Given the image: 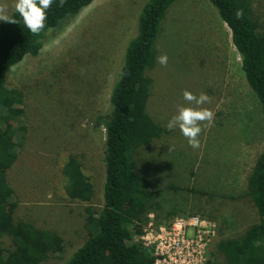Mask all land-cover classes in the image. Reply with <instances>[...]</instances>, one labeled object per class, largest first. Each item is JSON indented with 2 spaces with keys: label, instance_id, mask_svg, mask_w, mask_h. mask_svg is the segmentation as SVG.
<instances>
[{
  "label": "rangeland",
  "instance_id": "374dc122",
  "mask_svg": "<svg viewBox=\"0 0 264 264\" xmlns=\"http://www.w3.org/2000/svg\"><path fill=\"white\" fill-rule=\"evenodd\" d=\"M251 1L264 36V0ZM147 2L95 1L68 19L62 31L51 33L38 57H26L8 75V85L19 91L24 106L23 141L17 137L21 149L7 172L16 190L9 210L15 218L63 237L65 255L47 264L63 263L82 245L87 210L102 207L106 131L94 124L109 111L113 82ZM0 3L8 5V14L15 12V0ZM157 49V58L166 54L168 63L165 67L156 61L151 72L148 110L153 119L167 128L177 106L186 105L184 90L197 96L206 93L211 102L203 107L214 119L210 126L201 125L198 149L173 130L143 154L139 170L155 178L160 188L179 184L226 196L246 192L249 174L264 149V113L245 79L230 29L209 0H179L163 23ZM70 156L82 157L84 172L94 180L97 197L92 204L64 196L62 169ZM170 194L161 197L165 210H183L215 225L208 259L221 236L239 237L259 221L249 200L210 203L185 193ZM213 211V220L202 217ZM159 214L149 221L160 224Z\"/></svg>",
  "mask_w": 264,
  "mask_h": 264
},
{
  "label": "trees",
  "instance_id": "16d2710c",
  "mask_svg": "<svg viewBox=\"0 0 264 264\" xmlns=\"http://www.w3.org/2000/svg\"><path fill=\"white\" fill-rule=\"evenodd\" d=\"M95 1L66 0L60 7L59 0H54L47 10L46 27L38 35L24 26L16 11L9 15L19 20L18 24L0 22V264H47L65 255V241L59 233L19 220L9 210L10 203L16 199V190L7 172L21 149L17 137L23 141L24 106L19 91L8 85L7 78L26 57L40 55L51 33L62 31L68 19L76 18ZM178 1L148 0L137 18L136 33L112 85L109 111L94 124L106 131L102 207L87 210L85 239L60 264H154L152 252L141 241L150 216L157 217L160 213L156 219L158 225H168L182 216H195L183 210H165L161 201L163 193H185L210 203L252 202L259 215L258 223L239 237L220 235L216 253H211L207 264H264V149L249 174L246 192L237 196L179 184L160 188L155 178L139 170L143 154L171 134L153 119L148 103L153 85L151 72L157 65V41L170 9ZM209 1L232 33L245 79L264 113V36L253 16V3L251 0ZM238 10H243L241 19L236 18ZM62 170L66 180L64 196L71 202L94 203L97 188L93 178L84 172L82 157L70 156ZM191 175L196 179V172ZM215 213L203 212L202 217L213 220Z\"/></svg>",
  "mask_w": 264,
  "mask_h": 264
},
{
  "label": "clouds",
  "instance_id": "9594fccd",
  "mask_svg": "<svg viewBox=\"0 0 264 264\" xmlns=\"http://www.w3.org/2000/svg\"><path fill=\"white\" fill-rule=\"evenodd\" d=\"M54 0H15L14 9L23 21L24 26L34 35H38L46 27L47 10L52 6ZM66 0H59V6L63 7ZM243 17V10L236 12V18ZM0 21L9 24H18L20 21L8 14V5L0 3ZM161 66H167L168 57L166 54L157 58ZM123 76V73L121 74ZM186 105H178L176 113L170 118L166 127L169 131L178 129L187 139L191 148L200 147L199 136L202 132L201 125L205 122L211 125L214 113L203 107L210 103L211 98L204 92L198 96L188 90L182 93ZM173 149H169L171 151Z\"/></svg>",
  "mask_w": 264,
  "mask_h": 264
},
{
  "label": "built area",
  "instance_id": "2783aa9c",
  "mask_svg": "<svg viewBox=\"0 0 264 264\" xmlns=\"http://www.w3.org/2000/svg\"><path fill=\"white\" fill-rule=\"evenodd\" d=\"M215 236V225L208 220L182 216L168 225H157L151 219L141 241L152 252L154 264H207Z\"/></svg>",
  "mask_w": 264,
  "mask_h": 264
}]
</instances>
